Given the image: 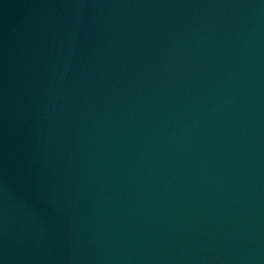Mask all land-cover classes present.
I'll return each mask as SVG.
<instances>
[{"label": "water", "instance_id": "water-1", "mask_svg": "<svg viewBox=\"0 0 264 264\" xmlns=\"http://www.w3.org/2000/svg\"><path fill=\"white\" fill-rule=\"evenodd\" d=\"M0 264H264V0H0Z\"/></svg>", "mask_w": 264, "mask_h": 264}]
</instances>
